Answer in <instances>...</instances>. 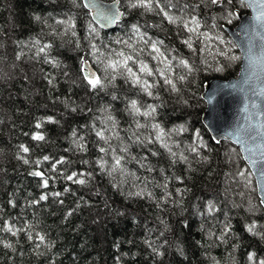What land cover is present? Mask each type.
I'll use <instances>...</instances> for the list:
<instances>
[{
	"label": "trees",
	"instance_id": "1",
	"mask_svg": "<svg viewBox=\"0 0 264 264\" xmlns=\"http://www.w3.org/2000/svg\"><path fill=\"white\" fill-rule=\"evenodd\" d=\"M119 1L124 19L114 30L107 31L92 20L81 0L76 4L71 0H0V225L5 220L17 227L31 223L46 234V245L36 249L23 232L17 236L0 232V264H256L264 260V207L260 204L255 177L249 175L251 183L247 187L237 182L238 178L233 179L240 170L251 172L240 149L228 140L216 143L202 122L206 108L202 97L205 83L213 78L228 79L239 72L240 59L228 56L222 41L235 47L225 26L235 27L236 11L249 12L247 5L242 6L240 0L222 6L202 5L196 14L202 24L200 31L210 39L193 36L190 49L182 42L188 33L160 16L142 15L141 9H129L128 0ZM183 2L195 4L197 0ZM228 13L232 15L228 17ZM69 18L75 27L66 31L68 23L57 21H69ZM90 22L96 28L90 39L102 51H105L103 46L120 50L124 45L116 41H128L130 37V42L136 45L139 36L131 30L134 23H139L141 32H147L153 40H163L161 52L174 58L172 63L176 65L174 75L171 71L166 74L172 76L180 91L170 93L161 84L154 89L160 99L146 96L140 99L161 105L156 121L164 129L185 127L183 132L172 133L169 143L175 141L181 145L174 150L184 151L199 132L206 147L200 149L199 156L189 155L190 167L183 162L170 165L168 154L159 145L148 146L160 153L148 157L150 165L157 169L154 172L140 168L135 161L125 165V175H108L96 166L94 162L100 154L95 149L94 135L85 125L100 126L111 114L117 124L110 133L114 136L112 144H126L132 121L124 111V97H136L121 78L115 82V88L109 87L98 95L84 86L79 57L88 48L85 36ZM77 40L80 48L75 46ZM216 43L222 51L207 53ZM45 44L51 47L37 54ZM138 46L144 47L142 43ZM235 52L239 57L237 47L232 53ZM141 59L154 70L165 68L159 60L150 59L147 49ZM180 59L188 60L195 70L187 73L179 66ZM89 61L92 62L90 57ZM218 68L222 70L217 71ZM181 75L186 80L180 81ZM110 93L120 98L113 101ZM37 123L41 127L37 128ZM73 130L85 136L86 153L76 148L71 136ZM37 133L45 139L33 140ZM20 145L30 151L23 153ZM130 152L145 155V150L137 145H132ZM45 155L68 161L57 166L58 173L91 172L92 177L83 186L67 181L49 171L51 161H43ZM21 156L29 163L25 164ZM37 160L41 161L38 167L34 163ZM34 170L57 178L50 180L49 187L44 189L40 178L29 174ZM176 176L183 183L173 178L166 190L157 186V182L162 184ZM145 178L153 199L129 196L128 193L143 187L141 181ZM65 188L70 191L64 193ZM57 191L63 195H50L47 201L29 206L42 193ZM165 191L171 193L166 203L160 199ZM69 211L72 215L66 217ZM226 221L231 225V233L224 241L209 235L218 233ZM252 223L257 225V235L246 231V226ZM145 240L153 242L152 248ZM5 243L12 247H4ZM250 253L254 254V261L248 260Z\"/></svg>",
	"mask_w": 264,
	"mask_h": 264
},
{
	"label": "snow or ice",
	"instance_id": "2",
	"mask_svg": "<svg viewBox=\"0 0 264 264\" xmlns=\"http://www.w3.org/2000/svg\"><path fill=\"white\" fill-rule=\"evenodd\" d=\"M73 4L77 3V0H71ZM225 2L232 3V0H197L195 4L184 3L183 0H128L129 9H141L142 15L146 14H155L162 17L163 20L167 21L168 24L175 25L178 30L182 29L184 32L188 33V38L182 42L190 49L193 48L192 38L195 36L199 39L203 36L205 39H210L207 33L201 32L202 27L200 17L196 14V11L201 8L203 5L207 7L209 5L222 6ZM84 8L90 9L95 12V15L92 16L93 21L103 22L101 26H107L108 24L116 23L124 15L119 8L115 7V4L119 3V0H114L112 7H104L102 0H81ZM241 5L247 4L249 8L257 9V15L253 18L255 24L253 26V31L255 35L249 39L246 52L243 59L245 60V66L242 70V83L250 84L253 76L255 75V70L257 64L259 63L260 72L264 73V0H240ZM91 11L89 14H91ZM232 13H228L230 17ZM39 19V17H37ZM69 21L60 20L57 23L65 24L68 23L69 27L66 31L71 30L75 27L74 24ZM228 23L231 22L230 19L226 17ZM155 25H149V27H154ZM260 31H256V29ZM131 30L133 34L139 36V41L136 45L132 44L131 37L128 41L117 40L116 43L124 45V48L120 50L109 49L107 46H103L105 51L101 50V46H98L97 43L93 42L90 37H94L96 33V28L92 26L91 22L87 29L88 35L85 36V40L88 43V48L84 51L83 55L79 57V73L80 78L84 82V86L89 92L99 94L100 92H105L109 87H116V81L118 78H121L124 83L128 86L130 90L134 91L136 98H130L125 96V107L124 111L131 118L132 123L129 125V128L132 129L131 135L126 137V144H116L113 146L112 141L114 136L112 129L117 127L115 117L109 114L106 118V123L98 126L96 123H92L90 126L85 125L86 128L90 129V132L94 135V145L96 152L100 155L95 160L96 166L100 169L101 172H107L108 175L113 173H119L121 175L126 174L125 165L131 161H135L140 168L145 169L147 172H154L157 169L153 168L150 165L148 160L149 154L153 157L159 156L158 151L153 150L149 145H159L160 148L164 149L168 154L170 165L174 166L176 163L183 162L188 164L189 155L199 156L200 149L206 147L203 143L202 138L200 137L199 132L195 133V138L193 142L185 148L184 151L174 150L180 148V143L169 141L172 138L173 132H183L185 127L181 125L178 129L166 130L161 124L156 121L157 110L161 106L155 103H146L140 99L141 96H146L152 99H160L158 93L154 91L161 84L166 88L167 91L179 92L180 89L177 87L176 82L172 76L166 74L171 71L174 75V69L176 65L172 63V59L163 52H161V47L163 45V40H153L148 36L147 32H141V26L139 23H134L131 25ZM73 36H76L75 31L71 33ZM179 34V31H178ZM258 41V43H257ZM142 43L144 47H139L138 45ZM76 48H80L79 40L75 41ZM259 47L260 55L257 56L254 53V48ZM50 44H45L39 48L38 53H45L46 49L50 48ZM127 48L128 51L124 49ZM147 49L148 55L151 60H159L161 64L165 65L163 70L153 69L149 67L141 59V55ZM194 50V49H193ZM91 58V63L89 61ZM19 58V57H18ZM232 59H241V57H232ZM45 62L52 63L57 65L58 62L54 60H46ZM179 66L187 71V73H192L195 69L189 63L188 60L180 59L178 61ZM96 66L95 68L93 66ZM217 71L222 69L218 68ZM64 75L67 77L69 73L65 72ZM157 77V79H151ZM185 75L179 76L180 81L186 80ZM257 79H264V77L258 76ZM49 84L52 83V80H48ZM231 87H235L232 85ZM111 99L113 101L119 99L116 94L110 93ZM253 95L255 96H264V87L260 91H254ZM247 98V97H246ZM186 103V101H185ZM249 105H244V111L248 112ZM251 108L254 110L246 116V120L251 121L253 117L256 118L255 123H248L246 128L237 129L234 135L236 136V143L243 146V151L248 155L244 159L248 162V165L251 169L255 170L257 174V184L260 186L261 190V199L260 204L264 205V121L260 118L264 117V111H261V105L257 104L255 101L251 102ZM73 112L76 111L75 108L71 109ZM88 111H92L88 109ZM105 111H108V108H105ZM141 118V119H138ZM51 120V118H49ZM143 121V122H142ZM156 121V122H153ZM111 126V127H110ZM36 127H41L40 123L36 124ZM71 136L74 140L76 148L82 152L86 153L88 150V142L85 139V136L80 135L76 130H73ZM33 140L43 141L45 139L42 134H35L32 136ZM219 142V141H217ZM132 145H137L142 147L145 150V155L136 156L132 155L130 152V147ZM20 150L23 153H28L30 149L24 145L19 146ZM187 153V155L185 154ZM23 159L25 164L29 163L28 159L24 157H19ZM43 161H51V166L49 171L51 173H57L58 176L63 179L70 181L74 184L86 185L88 183L87 178L92 177V173L88 172H71L70 174H64L62 171L58 173L57 166H63L68 161L64 157L54 159L50 156H43ZM206 159V158H205ZM87 164L88 161H82ZM37 167L40 165L41 161L37 160L34 162ZM163 172V169H160ZM30 175L40 178V186L44 189L49 187L50 180H54L57 177L52 175H46L44 171L34 170ZM253 173L249 172L248 169L238 171L233 179H237V182H243L244 186L247 187L250 185L251 181L248 179L249 175ZM134 175V174H128ZM175 179L180 183H183L181 177H169L161 184L157 182V186L163 189H167L168 182L171 179ZM139 181L140 178L136 177ZM143 187H140L138 191L128 193L129 196L139 197L141 199H153V193L148 190L149 181L145 178L141 181ZM118 187V185H113ZM69 188L64 189V193L69 192ZM177 193L180 192L179 189L176 190ZM98 194V193H97ZM60 197L63 193L57 191L52 193H42L38 199L29 202V206H34L39 204L41 201H47L49 196ZM171 197V193L165 191L162 193L161 200L165 203ZM12 203V206L15 207V204ZM59 203L63 204V200H60ZM159 204V201H157ZM213 208L209 205V211H212ZM72 215V212L69 211L66 214L67 216ZM187 227V224H185ZM257 225L252 223L246 226V231L257 235L256 232ZM0 232H6L12 236H17L19 233H25L28 241L33 242L36 249H39L42 245H46V234H42L38 230L37 226L31 223H26L25 226L17 227L10 221H3V224L0 225ZM231 233V225L227 221L224 222L223 226L219 229V232L209 233L211 237H215V240L224 241L226 237ZM163 235V232L160 233ZM145 243L149 248H152L153 242L150 240H145ZM164 243H167L165 241ZM199 243V241H197ZM4 247L11 248L10 243H5ZM156 252V249H152ZM160 254V253H157ZM254 254L250 253L248 255L249 261H254ZM256 264H264V260H259Z\"/></svg>",
	"mask_w": 264,
	"mask_h": 264
},
{
	"label": "water",
	"instance_id": "3",
	"mask_svg": "<svg viewBox=\"0 0 264 264\" xmlns=\"http://www.w3.org/2000/svg\"><path fill=\"white\" fill-rule=\"evenodd\" d=\"M84 2H87V0H84ZM102 2L106 8L112 7L114 4V1L102 0ZM115 7L119 8V10L124 13V11L120 8V2L115 4ZM248 9L249 12H236L238 15V23L235 27L225 26V29L235 42L241 54L240 69L238 74L228 79L213 78L208 80L205 83L204 91L202 93V97L206 102V108L202 116L204 126L216 143L228 140L235 144L240 149L243 158L248 154L243 151V146L241 144L236 143V136L234 133L237 129L246 128L248 123L256 122L255 117H253L251 121L246 120L248 113L254 111L251 108L252 101L261 105L260 110L264 111V96L253 95L254 91H260L261 88L264 87V79H257L258 76L264 77V73L260 72L259 63L257 64L255 75L253 76L251 83H242V70L246 63L243 57L246 52L249 39L255 35L253 31V26L255 24L253 18L257 15L258 11L255 8L248 7ZM88 10L91 11L90 9ZM93 15H95V12L91 11V16ZM122 21L123 16L118 22L108 24L107 26H101L103 23L101 21L94 22L102 29L112 30ZM256 31L260 30L257 28ZM254 53L257 56L260 55V49L258 46L254 48ZM232 85H235V87H231ZM245 104L249 105L247 113L244 111ZM260 119L264 121V117H261ZM244 161L249 167L248 162L245 159ZM249 169L255 177L258 195L261 199L260 186L257 184V174H255L254 169H251L250 167Z\"/></svg>",
	"mask_w": 264,
	"mask_h": 264
},
{
	"label": "rangeland",
	"instance_id": "4",
	"mask_svg": "<svg viewBox=\"0 0 264 264\" xmlns=\"http://www.w3.org/2000/svg\"><path fill=\"white\" fill-rule=\"evenodd\" d=\"M222 44H223V49L225 48V52L228 53V56H230V57H237V53L236 52L235 53H232L234 51V48L237 47L236 44H235V47H231L225 41H222ZM219 51H222V49L219 47V44H217V43L207 49V53L210 52L212 54H215V53H217ZM239 54H240V52H239ZM239 57H241V56L239 55Z\"/></svg>",
	"mask_w": 264,
	"mask_h": 264
}]
</instances>
